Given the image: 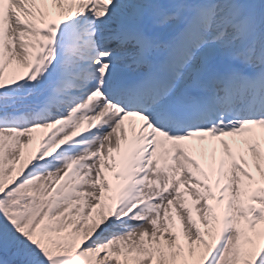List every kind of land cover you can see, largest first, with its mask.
I'll return each mask as SVG.
<instances>
[{
  "label": "snow or ice",
  "instance_id": "obj_1",
  "mask_svg": "<svg viewBox=\"0 0 264 264\" xmlns=\"http://www.w3.org/2000/svg\"><path fill=\"white\" fill-rule=\"evenodd\" d=\"M0 264H264V0H0Z\"/></svg>",
  "mask_w": 264,
  "mask_h": 264
}]
</instances>
